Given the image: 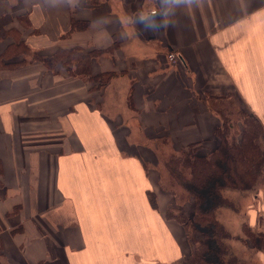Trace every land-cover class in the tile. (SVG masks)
Segmentation results:
<instances>
[{
	"label": "crops",
	"instance_id": "obj_1",
	"mask_svg": "<svg viewBox=\"0 0 264 264\" xmlns=\"http://www.w3.org/2000/svg\"><path fill=\"white\" fill-rule=\"evenodd\" d=\"M73 19L90 25L71 34ZM19 39L45 57L113 50L91 72L116 76L102 85L29 55L0 71L2 263L186 264L195 247L167 219L181 208L161 151L218 148L212 98L237 95L264 127V0H0V56ZM256 221L230 248L242 264H264Z\"/></svg>",
	"mask_w": 264,
	"mask_h": 264
},
{
	"label": "trees",
	"instance_id": "obj_2",
	"mask_svg": "<svg viewBox=\"0 0 264 264\" xmlns=\"http://www.w3.org/2000/svg\"><path fill=\"white\" fill-rule=\"evenodd\" d=\"M21 24L31 27L28 15L19 19ZM69 33L85 31L90 22H80L73 19ZM12 33H10L11 36ZM20 40V39H19ZM105 52L110 51H86L82 49L62 50L55 55L45 57L38 52L32 53L26 43L16 42L12 44L5 54L0 56V71L12 70L23 66L27 62L14 63L9 61L14 57L29 55L34 61L43 62L48 70H54L58 65H63L74 77H83L102 85H107L116 74L108 73L94 77L91 72V63ZM212 105L216 114L222 119V124L216 129V137L219 146L206 156L201 154L203 146L194 144L178 155H172L167 162V169L171 179L177 183L189 195L194 212L188 216L181 209H171L167 213L168 220H175L184 227L189 242L195 247L186 264H242L238 257L231 253L227 241L231 239V233L218 219L221 208L234 207L232 202L225 197L226 190H236L242 193L255 191L254 189L264 185V127L258 117L247 113L242 101L237 95H229L228 98H212ZM237 101L241 104L239 116L245 119L241 126L238 139L230 138L232 126L231 115L233 111L222 103ZM218 107V108H216ZM206 149V148H205ZM2 168H0V176ZM173 195L174 192H172ZM205 194H208V198ZM176 199H182V196ZM148 197L154 209L158 210V199L154 193L149 192ZM210 197V201H208ZM185 200V198L183 197ZM179 205L184 208L185 201ZM180 201V200H179ZM210 202V203H208ZM182 205V206H181ZM249 241L258 251H264V235L256 234L250 229L246 230ZM0 249V264L1 257Z\"/></svg>",
	"mask_w": 264,
	"mask_h": 264
},
{
	"label": "rangeland",
	"instance_id": "obj_3",
	"mask_svg": "<svg viewBox=\"0 0 264 264\" xmlns=\"http://www.w3.org/2000/svg\"><path fill=\"white\" fill-rule=\"evenodd\" d=\"M170 63L175 65L173 62H170ZM115 92L120 93V91H118V89L116 88H115ZM218 104H221V103H217V104L212 103V105L214 106H217ZM222 105H224L227 108L231 107L233 111V115L230 116L231 117L230 126H232V129H231L232 131L229 134V136L230 138L238 139L240 135V131H241V129L239 128H241V126L245 122V119H242V117L239 116V112L241 110V104L237 101H233V102L227 101L225 103H222ZM204 148L201 151V154L204 156H206V154H209V152L214 151V148L212 147L206 146V149ZM166 152L167 151L163 149L161 151V153L163 154V158L169 160L172 153H166ZM166 171H168L167 165H166ZM168 177L171 183V184H167L168 191L174 192V194L179 197L182 196L181 197L182 199L179 198L180 200L179 201L178 199H176L175 195L171 194L170 195L172 196L171 200L175 202V206L178 207V204L180 205L182 203L181 201L184 200L183 199L184 197L186 200V201L184 200L185 206H184V209L181 208V210L186 212L188 216H191L193 208H192L190 201L188 200L189 195H187L186 192L183 190V188H181L177 183L172 181L169 171H168ZM254 190L255 191H246L244 193L240 191H236V190H233V191L226 190L224 192L225 197L228 200H230V202H232L234 207L221 208V210L218 212V219H220L225 224L229 232L232 233V238L227 241V244L230 246V248H232V251L234 253H236V251L242 250L241 247L243 244H242L241 239L244 238L243 231H242V228L244 226L243 222L245 221V224H247L251 220V216L254 215V217L257 219L256 223H254V225L252 226L253 230L256 232V234L264 235V185L262 186V188L259 187ZM205 195L208 198V194H205ZM208 201H210V197ZM171 209H175V208L172 207L170 208L169 211H171ZM251 256L253 259H256V256L254 255H251ZM249 261L250 263L252 262L251 260ZM1 262H2V259H1ZM2 264H4V261Z\"/></svg>",
	"mask_w": 264,
	"mask_h": 264
},
{
	"label": "clouds",
	"instance_id": "obj_4",
	"mask_svg": "<svg viewBox=\"0 0 264 264\" xmlns=\"http://www.w3.org/2000/svg\"><path fill=\"white\" fill-rule=\"evenodd\" d=\"M70 2H71V0H70ZM155 15H157V13H156L155 11H152V12H150V13H141L139 19H140L141 21H143V20H145V19H148L150 16H151V17H155ZM153 26L156 27L155 24H153ZM167 26H168V25H167L166 22L163 23V24H161V25H159V27H164V28H166Z\"/></svg>",
	"mask_w": 264,
	"mask_h": 264
},
{
	"label": "built area",
	"instance_id": "obj_5",
	"mask_svg": "<svg viewBox=\"0 0 264 264\" xmlns=\"http://www.w3.org/2000/svg\"><path fill=\"white\" fill-rule=\"evenodd\" d=\"M169 60H170V62H173L174 64H176L179 61V58H178V56H175L174 54H170Z\"/></svg>",
	"mask_w": 264,
	"mask_h": 264
}]
</instances>
